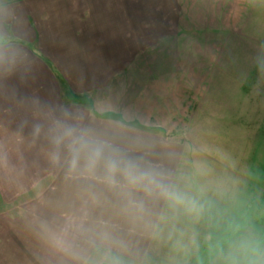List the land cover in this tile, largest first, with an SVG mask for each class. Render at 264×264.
<instances>
[{
	"label": "crops",
	"instance_id": "obj_1",
	"mask_svg": "<svg viewBox=\"0 0 264 264\" xmlns=\"http://www.w3.org/2000/svg\"><path fill=\"white\" fill-rule=\"evenodd\" d=\"M175 9L176 0H0V264H191L224 239L226 166L211 157L206 125L200 142L179 133L180 108L161 106V75L130 90V36L142 34L132 19H177ZM67 126L198 210L103 164L71 166L68 140L57 142Z\"/></svg>",
	"mask_w": 264,
	"mask_h": 264
},
{
	"label": "rangeland",
	"instance_id": "obj_2",
	"mask_svg": "<svg viewBox=\"0 0 264 264\" xmlns=\"http://www.w3.org/2000/svg\"><path fill=\"white\" fill-rule=\"evenodd\" d=\"M176 5L177 19L169 11L140 24L132 19L131 30L142 34L130 36L131 46L139 47L130 50L135 62L130 90L148 89L151 76L161 75V106L180 108L179 133L200 142L205 124L211 142L206 149L226 166L220 202L224 239L211 241L203 260L197 256L190 263L264 264V0H176ZM208 203L213 207L217 200L210 195ZM236 238L250 241V250H234L230 241Z\"/></svg>",
	"mask_w": 264,
	"mask_h": 264
},
{
	"label": "clouds",
	"instance_id": "obj_3",
	"mask_svg": "<svg viewBox=\"0 0 264 264\" xmlns=\"http://www.w3.org/2000/svg\"><path fill=\"white\" fill-rule=\"evenodd\" d=\"M68 140L71 152V166L75 167L81 160L88 167H95L97 164H103L109 173L122 171L130 182L142 183L145 186H155L160 189L163 195L179 206H186L190 211H197L195 202L189 200L187 195L181 191L172 188L158 174L141 169L134 161H122L116 157L105 153L103 147L96 141L85 137L83 134H77L73 127L67 126L64 132L57 138V142ZM234 250L240 253L250 250L251 242L244 238H236L230 241ZM246 264H256L255 261H247Z\"/></svg>",
	"mask_w": 264,
	"mask_h": 264
}]
</instances>
